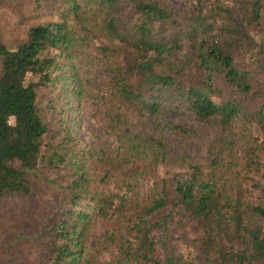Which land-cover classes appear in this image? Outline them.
Returning a JSON list of instances; mask_svg holds the SVG:
<instances>
[{"label":"trees","instance_id":"16d2710c","mask_svg":"<svg viewBox=\"0 0 264 264\" xmlns=\"http://www.w3.org/2000/svg\"><path fill=\"white\" fill-rule=\"evenodd\" d=\"M55 11L57 21L29 26L15 46L0 40V200L29 194L27 174L41 176L40 164H67L73 177L67 186L70 203L77 205L81 198L87 203L58 220L57 226L69 231L54 235L59 240L49 247L54 263L112 264L88 255L82 242L94 218H113L121 227L111 229L104 240L115 248L134 245L132 259L149 260L155 233L163 252L160 264H186L169 241L172 210L177 208L200 228L190 240L197 264H264V197L214 189L197 165L185 174L154 175L166 155L162 139L141 142L121 129L124 118L131 116L155 131L161 113L182 105L220 131L241 121L264 135V105L248 109L236 95L257 92L246 64L264 71V59L257 57L262 43L252 35L264 18V0H194L185 12L171 10L163 0H59ZM90 37L96 42L90 50L100 54L109 75L101 118L119 143L100 158L109 168L122 169L126 189H134L138 177L153 176V195L147 200L131 198L126 191H89L84 169L92 153L69 144L74 138L67 128L59 144L42 149L47 127L36 105V88L56 82L66 104H78L83 90L77 63L87 58L84 44ZM118 51H130L128 65ZM28 74L37 75L36 80ZM217 80L232 94L212 100ZM262 189L264 193V185ZM41 232L49 234L47 229Z\"/></svg>","mask_w":264,"mask_h":264},{"label":"rangeland","instance_id":"374dc122","mask_svg":"<svg viewBox=\"0 0 264 264\" xmlns=\"http://www.w3.org/2000/svg\"><path fill=\"white\" fill-rule=\"evenodd\" d=\"M163 2L175 12H185L191 8L194 0ZM58 3L59 0H0V40L13 47L25 39V30L29 26L48 20L57 21L59 17L55 9ZM261 21L260 28H256L252 35L258 43H262V52H258L257 57L264 59V18ZM95 43L91 37L87 39L84 47L89 54L77 63V74L83 90L78 104H66L56 82L37 86L36 105L47 127L42 139V149L59 144L64 139V130L67 128L74 138L69 144L74 143L76 149L80 146L92 153L86 156L84 169L87 172L89 191L121 195L126 191L131 198L136 195L138 200L143 196L147 200L153 195L150 190L153 176L138 177L134 189H126L128 180L123 178L122 169H111L100 158L101 155L111 154L119 143L100 114L104 105L103 97L108 92L106 80L109 75L107 68L99 60L100 54L90 50ZM129 52H117L120 55L117 57L123 59L125 65H128ZM246 67L251 70V87L257 92L255 95L236 92V95L244 99V105L248 109H256L264 105V71L256 70L250 64H246ZM36 77L33 74L27 75L32 81ZM216 84L219 87L216 88L218 91L210 95L212 100L232 94L231 89L220 87V80ZM219 89H222L221 93ZM174 104L178 105L177 100ZM159 118L160 125L155 131H152L150 125L144 124L143 119L131 116H126L121 123L122 132L127 133L128 137L141 142L152 137L162 139L166 155L154 175L166 177L176 171L185 174L190 171V166L197 165L203 176L210 177L209 181L214 183V189L221 192L238 189L247 198L264 197V135L254 124L236 121L220 131L221 128L202 121L182 105L161 113ZM171 124H177L187 132L183 134L172 128ZM147 133L149 138L146 137ZM38 171L41 176L27 174L31 182L29 194L0 200V264H60L52 261L54 253L49 247L59 241L54 237L55 233L69 231V228H59L57 222L68 219L69 212H77L87 203L84 198L77 205L70 203L67 186L73 177L69 165L49 168L40 164ZM172 212L171 226L174 232L169 240L170 245L180 261L197 264L190 240L200 233V228L177 208ZM117 221L113 218H94L83 238L85 252L112 264H160L163 252L155 233L150 236L153 244L146 254L149 259L147 261L131 258L134 245L115 248L107 243L104 240L105 234L121 227ZM41 229H47L49 234L41 232Z\"/></svg>","mask_w":264,"mask_h":264}]
</instances>
